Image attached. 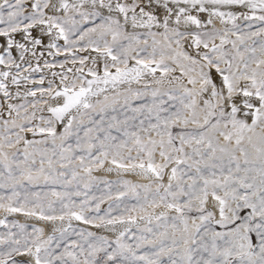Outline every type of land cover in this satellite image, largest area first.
Returning <instances> with one entry per match:
<instances>
[{"label":"snow or ice","instance_id":"6c2138e0","mask_svg":"<svg viewBox=\"0 0 264 264\" xmlns=\"http://www.w3.org/2000/svg\"><path fill=\"white\" fill-rule=\"evenodd\" d=\"M0 264H264V0H0Z\"/></svg>","mask_w":264,"mask_h":264}]
</instances>
